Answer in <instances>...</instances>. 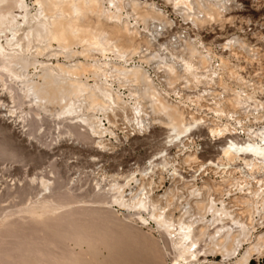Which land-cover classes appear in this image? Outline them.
<instances>
[{"label": "bare ground", "instance_id": "bare-ground-1", "mask_svg": "<svg viewBox=\"0 0 264 264\" xmlns=\"http://www.w3.org/2000/svg\"><path fill=\"white\" fill-rule=\"evenodd\" d=\"M227 1L164 0L181 7L197 27L194 35L171 42L158 31L172 22L155 0H0V83L8 77L20 84L17 92L10 91L16 85L8 87L10 97L16 103L20 90L29 99L31 127L40 112L54 115L65 123L70 140L93 138L91 160L97 163L115 152L120 139L163 129L164 148L143 165L111 174L108 189L103 179L95 189L124 209L132 226L155 228L165 258L175 254L166 264H249L264 252V124L252 128L245 122L264 121V86L243 76L235 62L245 54L242 60L257 63L264 73V58L241 35L221 43L202 37V31L214 33L213 24L226 31L225 20L233 17L223 18L234 11ZM5 97L0 94V112L6 110ZM12 114L0 120L10 126ZM207 151H217L216 158L203 159ZM43 173L30 178L50 190L53 182ZM63 194L50 190L25 212L32 219L50 212L43 224L56 227V241L71 225L93 240L92 230L76 225L104 210L57 212L67 198ZM120 249L117 264H144L145 257H135L131 248ZM9 256L1 263L40 262L32 252L15 262Z\"/></svg>", "mask_w": 264, "mask_h": 264}, {"label": "rangeland", "instance_id": "rangeland-1", "mask_svg": "<svg viewBox=\"0 0 264 264\" xmlns=\"http://www.w3.org/2000/svg\"><path fill=\"white\" fill-rule=\"evenodd\" d=\"M236 9L233 7L232 10L234 11H229V14L223 18H229L228 16L231 15V17H233L232 21L225 20L226 31H217L219 26L216 27V24H213L212 26L216 29L214 30V33H210V38H207L206 41L214 40V43H221L231 34H238L243 36L246 42L259 47L261 49L260 52L262 53V58H264V0H254L252 3L251 1L245 0L244 7L242 9ZM233 15H235V17ZM232 23L237 27H234ZM242 56L244 58H238L235 60L236 63L243 67L240 68L242 70L241 74L248 79L251 78L253 81L255 80L256 84L261 82V85L263 84L264 86V77H262L264 76V73L259 72L261 69L258 67L257 63H252L254 65L252 66L251 63H249V60V62L242 60H247L245 54H242ZM242 56L240 55V57ZM247 63L249 65H247ZM6 78L0 83V94L6 95V97L1 98V100L5 99L4 105L5 107L7 105V107H4L6 110L2 109L0 115H6V117L7 115L11 116L10 114L12 113L10 111H13V114L12 117L8 119L10 126H7L0 120V235L5 234L8 236L6 233L11 235L8 237L0 236V252L4 248L7 253L5 254V252H1L2 257H0V259L2 258V261L0 260V264H4L1 262H3L8 255H10L9 257L11 260H7L15 262L24 259V253L30 252L35 253L33 259L38 262L40 261V264H117L121 263L120 248L123 246L129 247V249L131 248L132 250L130 249V252L131 254H135V257H145L144 264L170 263L169 258L175 257V254L170 253L171 256L165 258V255H163L164 251H162L163 249H161L158 244V234L155 231V228L149 229L147 227H141V224L132 226L129 219L124 215L127 214V212L117 206V204H114L112 202L113 200L111 201L113 205L107 203L109 198L105 199L102 197V194H98L97 196L99 191L97 188L95 189L98 180L102 179L103 184L101 183V185L105 187L107 185L106 189H108V183L111 181V174L115 172L122 173V171L124 172L130 167L136 166L138 163L143 165L151 156L164 148L163 141H165V133L163 132V129L156 128L152 130L151 134L142 137H131L127 142L124 141L123 138L120 139L121 142L115 143V152L113 154L104 153V160L106 161L97 163L92 161V156H94V153L92 152L94 145L93 138L91 139L90 137L84 136L83 140H79L80 142L73 139L70 140L67 134H65V123H62L60 119L54 117V115L40 112V116L38 115V117H36V123H33V129H31V119L29 118H31L32 115L29 113L31 108H33L32 104L28 98L23 97V94H21L23 92H20V90L18 93H20L19 95H21L22 98L18 101L16 100L18 103H15L13 99L11 100L9 92L11 86L13 87V85H16V88L14 87L10 91L16 89L17 92L18 89L21 88L19 87L20 84L13 82L14 84L12 85V81L10 82V79ZM4 82L7 84L5 85ZM8 87L10 88L8 89ZM245 89L254 91L256 95L259 94L260 96H263L260 94V91L256 89L252 90L248 87ZM17 94H14L13 92L11 93V95ZM1 103L2 102H0V104ZM17 105L20 107H17ZM118 122L121 126V121ZM245 122L252 128H258L264 124V121L254 123L255 121L252 118L250 122L249 120ZM121 127H123V125ZM119 136L121 138V132L119 133ZM136 138H139V140L135 141ZM207 142L210 144L212 143L209 139ZM174 151L175 150L172 149V152ZM216 154L217 151H207L204 152L202 156L203 159L210 160L216 158ZM95 164L98 165L95 166ZM189 172L192 173V171ZM41 173L53 182V186L51 185L50 189L51 193H53V191L59 193L60 191L61 194L64 193L63 195L67 196L66 199L60 202V205L62 204L63 206L58 205V207L62 208L57 207V212L58 210L60 212H65L67 210H104L99 214L94 212V215H97V218L91 222L82 220L79 223L80 225H76V227H82L88 231L92 230V234L89 237L94 236L93 240H86L87 235L76 233L75 226L71 225L69 226V229L65 228L63 230L61 233L62 238L60 240L57 239L56 241L57 235L55 236L54 234L56 227H51L50 230H52L50 231L45 228L43 224V222L47 221L49 217L51 218L50 212L45 215L39 213V216L36 219H32L29 214L25 212V208L28 206L30 207V205L38 199V201H40L43 196L49 195L50 190H44L40 185L39 180H31L32 176L34 177L35 175L40 177ZM165 186H169L168 179L166 180ZM107 196L111 198V193ZM98 199L100 200L98 201ZM104 200L107 202H100ZM97 201L98 203H96ZM63 209L65 210L63 211ZM26 214L29 217H27ZM22 215L25 219H28L25 220L24 218H21ZM31 222L35 223L32 224ZM31 225L34 226L31 227ZM154 227L156 226L154 225ZM46 230L47 233L44 234ZM1 231L4 232L2 233ZM137 244H144L147 247H139ZM45 246H50V248H44ZM4 255H7V257L5 256L4 258ZM11 255H15V257L12 258ZM135 257L133 256V258ZM220 259L221 258L212 257L210 260L219 261ZM35 263L36 262H30V264ZM249 264H264V252L260 255H256L254 260Z\"/></svg>", "mask_w": 264, "mask_h": 264}, {"label": "built area", "instance_id": "built-area-1", "mask_svg": "<svg viewBox=\"0 0 264 264\" xmlns=\"http://www.w3.org/2000/svg\"><path fill=\"white\" fill-rule=\"evenodd\" d=\"M155 1L156 3H158L159 7L165 11L166 15L170 17V20L172 22V26H165V25L158 26V31L163 34L162 35L163 40L171 39L170 40L171 42H177L181 39H185V37H187L188 35H192V34L194 35L195 32H193V30L197 31V27L193 25L192 20L190 18L187 19L185 15H182V12L180 11L181 7L175 6V3L174 4L166 3L164 2V0H155ZM244 1L245 0H231V1H227L226 4L228 8L235 7L238 9H242L244 7ZM246 1H251L252 3L254 0H246ZM176 30L178 31L176 32ZM208 32L209 31H202V37L204 40L210 38L209 36L211 34Z\"/></svg>", "mask_w": 264, "mask_h": 264}]
</instances>
